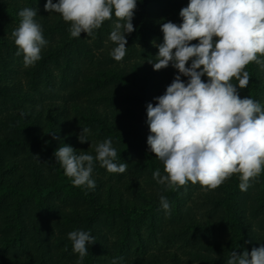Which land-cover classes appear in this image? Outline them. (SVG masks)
Wrapping results in <instances>:
<instances>
[{
  "label": "trees",
  "instance_id": "1",
  "mask_svg": "<svg viewBox=\"0 0 264 264\" xmlns=\"http://www.w3.org/2000/svg\"><path fill=\"white\" fill-rule=\"evenodd\" d=\"M22 1L0 0V264H77L67 235L75 229L90 230L96 238L82 264H111L121 256L125 264H225L233 248L250 251L264 243V171L247 191L238 187L239 173L215 189L204 186L205 191L191 182L165 189L153 179L156 169L164 174L163 162L146 143V105L152 102L155 72L151 65L142 70L137 55L149 54L153 40L162 42L160 25L179 23V10L189 0H138L124 63H109L102 48L115 17L92 37L82 32L73 38L70 22L40 6L42 20H37L49 43L27 70L26 90L19 79L8 77L6 59L17 49L12 31L21 8L46 0ZM244 70L251 78L241 97L264 104V71L254 61ZM56 77L70 97L57 114L36 97L42 84L55 92ZM83 126L93 142L111 137L118 162L127 163L125 173H110L111 182L96 176L109 173L97 163L94 189L74 186L53 155L64 143L78 153L75 139ZM83 143V152L95 156L91 141ZM195 192L201 203L193 210L186 203ZM160 195L170 203L167 215ZM108 233L121 239L109 242ZM148 244L157 247L148 255L126 253V248L141 253Z\"/></svg>",
  "mask_w": 264,
  "mask_h": 264
},
{
  "label": "clouds",
  "instance_id": "2",
  "mask_svg": "<svg viewBox=\"0 0 264 264\" xmlns=\"http://www.w3.org/2000/svg\"><path fill=\"white\" fill-rule=\"evenodd\" d=\"M137 2L46 0L44 9L70 22L73 38H80L82 32L92 37L106 20L115 17L109 33L115 47L110 55L121 61L127 35L135 30ZM38 13V7L21 8L19 25L12 31L15 54L23 57L24 67L41 60L49 43ZM179 17V23L168 20L160 25L162 42L152 41L158 47L155 59L149 60L154 70L168 66L177 70L164 93L146 105L148 150L164 165V174L156 169L153 179L165 189L189 182L215 189L239 173L238 187L247 191L252 179L264 171V104L251 96L242 98L240 91L251 78L244 70L246 65L254 61L264 71V0H189L179 10ZM90 136V129L83 126L78 139L81 143L90 140L95 156L77 153L68 143L60 144L53 153L72 184L86 189L96 186L93 173L97 163L109 173L127 170V163L117 160L111 137L93 142ZM159 200L169 214L167 197L160 195ZM67 235L72 251L78 254L77 264H82L96 238L83 229ZM111 264H125L124 257H114ZM225 264H264V243L250 251L233 248Z\"/></svg>",
  "mask_w": 264,
  "mask_h": 264
},
{
  "label": "rangeland",
  "instance_id": "3",
  "mask_svg": "<svg viewBox=\"0 0 264 264\" xmlns=\"http://www.w3.org/2000/svg\"><path fill=\"white\" fill-rule=\"evenodd\" d=\"M10 1H13V0H10ZM17 2L18 3H16V4H23L22 0H17ZM43 5H44V3H39L38 2L35 7H38V9H39V7L43 6ZM27 7H29V5ZM37 19L38 20H42L41 19V10H39V13L37 15ZM155 41H157V43L160 42L158 39L155 40ZM128 42H130V40H127V43ZM113 47H115V45L109 39V37L102 44V48H105V51H104L105 54L106 53L108 54L109 63L113 60V58L110 55V52H111ZM146 50H147V52L149 54L142 53L143 56L137 55V57H142L143 58L142 61H143L144 64L141 66V69L144 70V65H151L152 66L151 70H154L153 64L150 63L149 60H154L155 59V54L158 52V47H156L152 43L151 47L146 48ZM126 60H127V57L124 56V58L120 61V63H124ZM113 61L117 62L115 60H113ZM131 61L134 62V59L131 60ZM6 63H7L6 67H8V69H10V73L8 75L9 79L10 80L13 79V78L19 79L20 82L23 83V90L24 89L26 90V88H29V86H28L29 83H28V80H27V76H28L27 70L30 69L31 66L24 67L23 57L22 56H17L16 54L14 56H12V57L8 56L7 59H6ZM176 71L177 70L174 69L172 66H168V67L162 68L161 70H154V72H155L154 78L156 80V83H154V88H152V90H151L153 95L151 96L150 101L155 103L156 101H154L153 98L155 96H158V95H161V94L164 93V91L166 90V86L168 84H170L172 82V80L174 79V74H175ZM184 79H186V78H184ZM54 84H55L54 85L55 92L51 91V87H45V85L42 84L41 88L38 89V91L42 92V93L41 94L40 93H36V95H37L36 97L41 98L43 100V103L45 105L44 108L53 107L54 109L50 108L48 110H50L51 112H53L55 110V114H57V112H63L64 111V106L69 104L70 97H69V90L67 88H65L64 86H61V84L59 82V77H56L54 79ZM14 86L17 87L16 84ZM66 109H67V106H66ZM0 111H2V110H0ZM75 144L77 145V148H78L77 150H79L78 153L83 152V150H84L83 147L84 146H80V145H82L84 143H81L79 141L78 136L75 139ZM18 159H19V162H20V158L19 157H18ZM96 176L102 177L107 182H111L112 181L110 179V173L103 172V174L100 173V174H97ZM146 178H147V175H146V177H144V179H146ZM257 180H260V177L257 178ZM200 189L205 191V187L204 186L200 185ZM200 200H201V198L198 197V193L197 192L193 193L191 196H189V200L186 203L187 208H191L193 210L198 209L199 206H200V203H201ZM197 201H199V202H197ZM53 223H54V221L52 222V224ZM54 229L56 230L57 226ZM120 239H121L120 235H117L116 233L113 234V235L111 233H108V241L109 242L118 241ZM148 245H149V247H147V249L143 248V250H141V253L137 249L129 250L127 248H126V251H127L126 253L136 257L138 255H141L142 252L145 251V253H143V256H145V255H148L151 251H153V250H155L157 248L153 244H148Z\"/></svg>",
  "mask_w": 264,
  "mask_h": 264
}]
</instances>
